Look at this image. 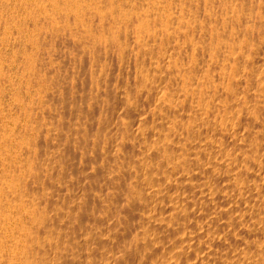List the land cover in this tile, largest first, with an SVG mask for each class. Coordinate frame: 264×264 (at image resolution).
<instances>
[{"label": "bare ground", "instance_id": "6f19581e", "mask_svg": "<svg viewBox=\"0 0 264 264\" xmlns=\"http://www.w3.org/2000/svg\"><path fill=\"white\" fill-rule=\"evenodd\" d=\"M64 3L0 101V264H264V0Z\"/></svg>", "mask_w": 264, "mask_h": 264}, {"label": "rangeland", "instance_id": "374dc122", "mask_svg": "<svg viewBox=\"0 0 264 264\" xmlns=\"http://www.w3.org/2000/svg\"><path fill=\"white\" fill-rule=\"evenodd\" d=\"M54 1H56V0H39V2H38V0H2V1L0 0V32H1L0 33V44H1L0 46L2 47V50L0 47V53H1V55H3V53H4V55H3L4 58H5V55L7 56L5 58V61L0 60V70L1 69L4 70L5 75H6L5 78L7 80V82L4 85L5 86V93L4 94H3V92L0 93V101H1L3 108H7L9 110L10 109L15 110V107L18 104V101H20V99H21V101L22 100L26 101V98L31 99L30 88L32 86L30 84L28 85V83H26V78L23 76L24 70L22 68L23 67L22 65L24 64V62L27 63V60L29 59V55H32V53L34 56V61L36 60V62L38 64H41V61H43L42 57H44V55H42L43 52L40 51L39 48H42V49L46 48V45L44 44V42H45V40H47V33L52 31L54 27H57L58 22H60L62 20V17L64 15V12L61 11L60 7L61 6L64 7V5H65L64 1L65 0L64 1L63 0H59V1L57 0V3L59 2L58 3L59 7H57V5H54V3H51ZM61 1H62V3H60ZM11 3H13V4H11ZM8 6H9V8H8ZM48 7L51 9V11ZM29 11H30V13H29ZM52 13L54 16L52 15ZM55 13H58V14H55ZM32 14L34 17H32ZM59 15H60V18L58 19ZM56 16H57V18H56ZM52 20H54V21H52ZM46 22H48V23H46ZM60 23H59V25L61 26ZM1 30H3V31H1ZM6 38H8V39H6ZM43 38H44V40H42ZM27 40L30 42H28ZM4 44L7 46H5ZM36 56H37V58H36ZM2 62L6 63V64H3ZM7 68H8V70H7ZM25 74H27V72ZM7 83L11 86H9ZM16 85H17V87H16ZM7 87H9V88H7ZM13 91H15V92H13ZM19 95H20V97H19ZM30 99H28V100H30Z\"/></svg>", "mask_w": 264, "mask_h": 264}]
</instances>
